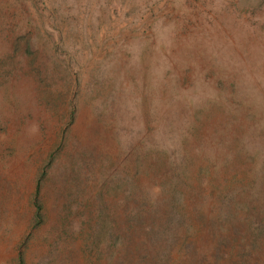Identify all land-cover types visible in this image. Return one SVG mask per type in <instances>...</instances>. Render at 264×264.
I'll return each mask as SVG.
<instances>
[{"label": "rangeland", "instance_id": "obj_1", "mask_svg": "<svg viewBox=\"0 0 264 264\" xmlns=\"http://www.w3.org/2000/svg\"><path fill=\"white\" fill-rule=\"evenodd\" d=\"M0 264H264V0H0Z\"/></svg>", "mask_w": 264, "mask_h": 264}]
</instances>
